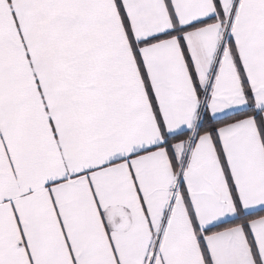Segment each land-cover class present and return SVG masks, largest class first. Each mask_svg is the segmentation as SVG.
Instances as JSON below:
<instances>
[{"label":"snow or ice","instance_id":"6c2138e0","mask_svg":"<svg viewBox=\"0 0 264 264\" xmlns=\"http://www.w3.org/2000/svg\"><path fill=\"white\" fill-rule=\"evenodd\" d=\"M0 264H264V0H0Z\"/></svg>","mask_w":264,"mask_h":264}]
</instances>
